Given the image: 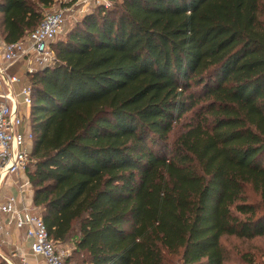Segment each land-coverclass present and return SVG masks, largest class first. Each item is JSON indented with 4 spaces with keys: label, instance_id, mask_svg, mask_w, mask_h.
<instances>
[{
    "label": "trees",
    "instance_id": "1",
    "mask_svg": "<svg viewBox=\"0 0 264 264\" xmlns=\"http://www.w3.org/2000/svg\"><path fill=\"white\" fill-rule=\"evenodd\" d=\"M54 2L0 0L6 43ZM112 2L27 74L33 203L74 264H226L264 237L261 0Z\"/></svg>",
    "mask_w": 264,
    "mask_h": 264
},
{
    "label": "built area",
    "instance_id": "2",
    "mask_svg": "<svg viewBox=\"0 0 264 264\" xmlns=\"http://www.w3.org/2000/svg\"><path fill=\"white\" fill-rule=\"evenodd\" d=\"M91 2L83 0L82 7ZM69 10L65 7L46 12L33 32L16 42L5 43L0 52V214L5 217L0 221V253L9 264H16L13 257L17 254H7L1 249L9 245L13 229L25 231L32 253L41 256L46 264H65L70 256L68 248L51 239L39 207L33 200H24L33 196L27 169L34 161L31 153L34 133L29 117L34 94L32 86L11 71L21 60L26 61V74L55 63L51 44L64 32ZM22 105L27 108L26 113L20 111ZM14 178L19 180L15 182ZM13 184L17 185L16 193L3 191V186ZM19 256L21 264H28L24 256Z\"/></svg>",
    "mask_w": 264,
    "mask_h": 264
},
{
    "label": "rangeland",
    "instance_id": "3",
    "mask_svg": "<svg viewBox=\"0 0 264 264\" xmlns=\"http://www.w3.org/2000/svg\"><path fill=\"white\" fill-rule=\"evenodd\" d=\"M83 0H55L54 4L45 9L44 12L57 10L59 8L68 7L70 10L66 15V24L64 32L61 33L56 41L64 39L67 33L89 12L96 11L101 5L111 7L113 0H92L88 7H82ZM260 12L264 14V0H261ZM261 18H263L260 15ZM26 61L21 60L17 62L11 69L15 74L20 75L24 79V83H28V77L26 74ZM20 111L22 113L27 112L25 106H21ZM192 111H187L183 115L184 117H191ZM28 122V121H27ZM27 125L29 124L26 123ZM179 123L178 126L179 127ZM24 127L23 129H26ZM6 185L3 186V191H5ZM32 188V187H31ZM33 190V189H32ZM40 212V211H39ZM41 214V212H40ZM223 246L227 252L226 264H264V237H258L253 240L239 239L235 236H223L221 239ZM64 248H68L70 251V256L66 258L65 264H74L77 258L71 257L74 255V244L72 240L62 243Z\"/></svg>",
    "mask_w": 264,
    "mask_h": 264
},
{
    "label": "crops",
    "instance_id": "4",
    "mask_svg": "<svg viewBox=\"0 0 264 264\" xmlns=\"http://www.w3.org/2000/svg\"><path fill=\"white\" fill-rule=\"evenodd\" d=\"M6 41L4 40L3 36L0 33V52L3 49L4 44ZM15 182H17L19 179L14 178ZM6 191L9 193H16L17 192V185H14L12 187L8 186L5 188ZM25 202H31L33 200V196L28 195L26 198L24 197ZM5 217L0 214V221H4ZM30 239L26 237V233L23 230L19 229H13L12 236L9 240V245L2 247V252L7 254H17L13 257L16 264H21V258L19 255L24 256L28 262V264H46L44 259L41 256L34 255L31 251L30 247Z\"/></svg>",
    "mask_w": 264,
    "mask_h": 264
}]
</instances>
